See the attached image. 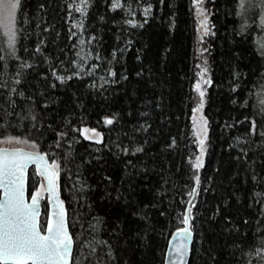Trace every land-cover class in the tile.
<instances>
[{"label":"trees","instance_id":"trees-1","mask_svg":"<svg viewBox=\"0 0 264 264\" xmlns=\"http://www.w3.org/2000/svg\"><path fill=\"white\" fill-rule=\"evenodd\" d=\"M258 4L199 6L210 22L202 45L211 83L203 166L194 169L195 0H20L11 55L0 29V138L32 142L57 162L71 264H163L187 206L188 264H264ZM84 126L101 139L83 137ZM34 184L30 169L28 190Z\"/></svg>","mask_w":264,"mask_h":264},{"label":"snow or ice","instance_id":"snow-or-ice-1","mask_svg":"<svg viewBox=\"0 0 264 264\" xmlns=\"http://www.w3.org/2000/svg\"><path fill=\"white\" fill-rule=\"evenodd\" d=\"M82 2L87 3V0ZM202 2L203 0H195L198 9ZM19 4L20 0H7V2L0 0V24L9 28L10 44H14L15 32L9 25L14 21L15 10ZM119 6V3L114 5V7ZM76 11H82V9L77 8ZM198 15L202 17L201 28L207 35L209 32L207 16L202 9H199ZM261 47L264 48V44ZM206 71L207 69L201 71V80L204 84H210V80H203ZM195 90L201 98L200 105L195 109L199 112L203 108L205 95L201 82L196 83ZM112 122L111 119L105 121L107 124ZM203 123L206 126L207 122ZM88 131L85 129V133ZM196 135L200 133L197 132ZM204 142V139L199 141L201 156L197 157L194 163L197 169L203 166ZM29 164H36L40 174L47 178V190L53 197L56 196L55 180L58 175V165L48 164L44 155L25 153L20 150L11 152L0 150V189H3V199H0V264H69L73 240L67 230L63 203L56 200L57 211L54 212V219L49 221L45 233L42 234L37 221L40 193L37 192L32 196L31 203L25 201L24 176ZM196 180L199 183V177ZM188 212H191L190 208ZM188 222L189 217L185 215L183 223L187 225ZM178 235L187 240L189 229H181ZM186 247L187 245L182 242L174 248V251L183 257Z\"/></svg>","mask_w":264,"mask_h":264},{"label":"rangeland","instance_id":"rangeland-1","mask_svg":"<svg viewBox=\"0 0 264 264\" xmlns=\"http://www.w3.org/2000/svg\"><path fill=\"white\" fill-rule=\"evenodd\" d=\"M6 2H7V0H6ZM17 9H18V7L15 10L14 21L9 25V27L12 29V31L15 32L14 44H10L9 28L5 27L4 24H0L1 33L4 37V43H5L4 49H5L6 55H11L13 53V51L15 49V45H16V35H17V32H16V13H17ZM257 9L259 11V17H260L259 20L261 21L260 23L264 27V0H259V4L257 5ZM206 16L208 19V28H209V24H210L209 18H208L209 16L207 14H206ZM201 18L202 17H200L198 15V28H199V32H200V44H201V45L199 44L198 51H199V56H200L201 60L199 61L198 65H197V71L195 73V81H194V85H193L194 100H193V105H192L191 114H190L192 135L195 138V142H196V146H197V152L194 154L193 158L191 159V165L194 169H197L194 167V163L196 161V158L201 156V145H200L199 141L201 139H204V141H205L204 146H203V156H202V160H203L204 152L206 149V139H207V124L205 126L203 123L204 121H206V118L203 115V108L199 112L195 111V109H197V107L201 103V98L199 97L198 93L195 90V85L197 82H201L202 90L205 93H206V87H207V84H204L202 82L201 76H200L201 71L203 69H206V64H205L206 61L204 58L205 46L202 45L203 44L202 38L204 36V33H203L202 28H201V22H200ZM203 80H208L207 71L204 73ZM204 100H205V98L203 97V106H204ZM205 127H206V132H205ZM85 129H87L89 131L87 133H85ZM92 130H95V131L93 132ZM80 132H81V135L83 137L90 139V140H100L102 137L101 131H99L96 128H92V127L84 126L80 129ZM197 132H199L200 135H196ZM88 137H91V138H88ZM0 147H23V148H27V149H39L38 146L32 142H29L27 140H23L20 138H13V137L0 138ZM52 163H55L56 165H58L57 162H55V161H53ZM57 172H58V168H57ZM38 177H39L38 184H37L36 188L34 189V193L39 192L40 195L43 197V199L48 201V194L45 190L43 180L39 175H38Z\"/></svg>","mask_w":264,"mask_h":264},{"label":"water","instance_id":"water-1","mask_svg":"<svg viewBox=\"0 0 264 264\" xmlns=\"http://www.w3.org/2000/svg\"><path fill=\"white\" fill-rule=\"evenodd\" d=\"M0 150H7L9 152L20 150V151H23L25 153H35V154H39V155H44L47 163L52 164V161L49 159L48 155L43 150H41L40 148L39 149H27V148H23V147H0ZM32 167H34L37 170L38 174L41 176V178L44 182L45 190L48 194L47 211H46V217L44 220V225L41 223L42 208H43L42 207V197L41 196L39 197V203L37 205L38 210H39V215L37 217L39 229L42 232V234L45 233L49 221L54 219V212L57 211V209L55 208L56 200L58 199L59 201H61L63 203V208H64V212H65V222H66L67 230H68V232H69V234L73 240L71 254L69 257V264H71L72 263V254H73V250H74V239H73V236H72L70 229H69L67 212L65 209L64 202H63L61 195H60L57 177L55 180L56 196L53 197V195L47 190L48 189L47 178L40 174V171L38 170L36 164H29L25 170V176H24V198H25V201L27 203H31V198L34 195V194L29 195V193H28V176H29V170ZM0 199H3V189H0ZM188 209H189V206H187L185 215H187L189 217V222L187 225L183 223V225L181 227H179L176 231H174L172 233V235L169 237L168 242H167V247H166V251H165V258H164L163 264H188V261L190 258V253H191V247H192V243H193V236H194L193 229L191 227V220H190V215H189ZM183 228L189 229V237L187 240H185L182 236L178 235L180 230ZM182 242L185 243L187 245V247H186V251H185V254L183 255V257H180L174 251V248L178 247Z\"/></svg>","mask_w":264,"mask_h":264},{"label":"flooded vegetation","instance_id":"flooded-vegetation-1","mask_svg":"<svg viewBox=\"0 0 264 264\" xmlns=\"http://www.w3.org/2000/svg\"><path fill=\"white\" fill-rule=\"evenodd\" d=\"M30 169H34V185H33V188L32 189H30V190H28V193H29V195H33V194H35L34 193V189L36 188V186H37V184H38V179H39V177H38V172H37V170L34 168V167H32V168H30ZM40 176V175H39ZM44 183V182H43ZM41 196V195H40ZM42 197V196H41ZM45 199H43V197H42V207H43V205H44V203H45ZM42 215H43V208H42ZM43 218H45V217H42L41 216V221H42V219Z\"/></svg>","mask_w":264,"mask_h":264},{"label":"bare ground","instance_id":"bare-ground-1","mask_svg":"<svg viewBox=\"0 0 264 264\" xmlns=\"http://www.w3.org/2000/svg\"><path fill=\"white\" fill-rule=\"evenodd\" d=\"M165 258V257H164ZM163 263H164V261H163Z\"/></svg>","mask_w":264,"mask_h":264}]
</instances>
